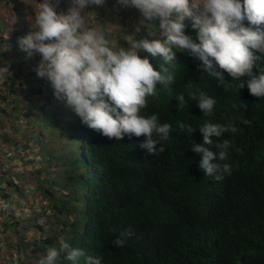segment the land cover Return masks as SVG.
I'll return each instance as SVG.
<instances>
[{
  "label": "clouds",
  "instance_id": "9594fccd",
  "mask_svg": "<svg viewBox=\"0 0 264 264\" xmlns=\"http://www.w3.org/2000/svg\"><path fill=\"white\" fill-rule=\"evenodd\" d=\"M33 2V9L21 11L18 18L11 6H4L8 21L1 18L0 39L12 44L9 57H24V64L35 66L38 78L50 81L55 104L48 127L37 128L47 140L44 146L23 150L26 156L13 153L16 160L5 165L11 167V173H0V264H102L101 256L88 255L86 250L102 242L107 226L98 214L105 211L113 189L106 183L107 165L94 155V141L84 131L88 129L96 136L98 131L116 140L126 135L144 136L141 148L151 155L163 153L174 129L167 122L161 123L158 114L144 116L141 110L147 107V97H156L158 85L169 86L183 50L198 58L203 70L218 82L223 83L224 78L215 71L213 61L237 81L247 76L250 95L264 97V0ZM90 5H96L92 7L96 11ZM119 8L122 10L117 14ZM105 15L107 19L102 18ZM184 21L198 29L199 43L185 35ZM137 26L147 32L135 35L140 31ZM253 69L259 75H254ZM4 73L7 68H0V80ZM33 78L40 83L35 75ZM244 86L241 82L236 88ZM31 89L34 104L42 105L40 97L46 93L36 94V88ZM192 89L189 81L185 86L188 97L198 101L204 115L210 114L216 100L203 92L197 95ZM3 91L0 87V96ZM20 91L13 95L24 97L28 104L27 90ZM175 100L180 109L188 106L184 94ZM3 123L9 126L5 120ZM23 123L19 120L13 128L28 130L29 125ZM177 123L190 135L196 131L191 125ZM199 131L203 143H193L191 151L200 155L199 169L204 175L221 181L225 174H231L232 167L211 163L214 154L208 148L210 137L229 131L235 134L238 129L205 121ZM216 147L220 149L219 159L227 160L229 141L225 139ZM29 151L38 158L17 167L33 156ZM46 155L52 157L49 163L44 162ZM36 181L45 186L42 203H36ZM111 231L116 233L118 229ZM132 236L131 229L119 231L112 243L124 247Z\"/></svg>",
  "mask_w": 264,
  "mask_h": 264
},
{
  "label": "trees",
  "instance_id": "16d2710c",
  "mask_svg": "<svg viewBox=\"0 0 264 264\" xmlns=\"http://www.w3.org/2000/svg\"><path fill=\"white\" fill-rule=\"evenodd\" d=\"M17 4L21 3L13 0L11 7L18 18L28 7ZM184 23L185 35L199 43L198 29ZM137 28L140 31L135 35L147 32L141 26ZM0 41V68H7V73L2 74L5 79L0 80V87L5 89L0 96L3 106L0 114L9 123V129L0 125V173L7 175L11 167L5 165L16 160L13 153L23 152L26 156L23 150L44 146L47 140L37 128L48 127L55 102L50 81L38 78L35 66L24 64V57H9L14 49L9 50L12 44ZM178 60L181 64L169 86L158 85L156 97H147V107L141 110L144 116L158 114L161 123L167 122L174 129L163 153L151 155L141 148L144 136L126 135L116 140L98 131H95L98 137L88 129L84 131L94 141L91 147L94 155L105 161L109 180L106 183L113 189L105 211L98 214L107 230L102 242L87 249L86 254L101 256L102 264H264V97L250 95L247 76L237 81L214 61V69L222 73L223 83L204 71L202 62L188 50H183ZM253 74L259 75L258 70L253 69ZM33 75L40 83L34 81ZM189 81L197 95L203 92L216 100L210 114L204 115L198 101L188 97L185 86ZM241 82L245 86L236 88ZM31 88H36V94L46 93L40 97L42 105L34 104ZM21 89L27 90L28 104L22 100L24 97L13 95ZM179 94L185 95L188 104L183 109L177 107L175 100ZM242 104L246 107H241ZM60 114L69 117L66 112ZM14 118L24 120L28 130L13 128ZM245 120L251 124L242 123ZM205 121L238 129L235 134L229 131L220 137H210L212 144L208 148L214 154L211 163L221 167L228 163L232 167L231 174H225L221 181L204 175L199 169L200 155L191 151L193 143H203L199 127ZM177 122L191 125L196 131L190 135ZM225 139L230 147L227 160L222 161L216 144ZM29 152L33 156L17 167L38 158L35 152ZM51 159L46 155L44 162ZM112 228L118 232H112ZM125 229H131L133 236L124 247H115L112 241Z\"/></svg>",
  "mask_w": 264,
  "mask_h": 264
},
{
  "label": "rangeland",
  "instance_id": "374dc122",
  "mask_svg": "<svg viewBox=\"0 0 264 264\" xmlns=\"http://www.w3.org/2000/svg\"><path fill=\"white\" fill-rule=\"evenodd\" d=\"M9 0H4V3H2V2H0V21H1V18L2 17H4V20L5 21H8L7 20V16H5V13H6V11H5V9H4V5H6L7 4V2H8ZM11 2H9L10 4V6H11V3H13V0H10ZM18 2H20L21 4L19 5V4H17V6L18 7H20V6H27L28 7V9L26 10V13L28 12V10L29 9H33V0H17ZM40 2H38L37 4H36V8L38 9V4H39ZM114 6L117 4L116 3V1H114L113 3H112ZM90 7H91V5H90ZM92 7H97L96 5H92ZM91 7V9H93ZM125 7V9H126V11H128L129 10V7H126V6H124ZM36 9V10H37ZM122 10V8H119V10L117 11V14H119L120 13V11ZM94 11H96L95 9H93V12ZM103 13H106V11H105V9H103V10H101ZM24 12V11H23ZM99 15V14H98ZM89 16H90V14H89ZM102 18H105V19H107V15H105V16H103ZM0 105H2V104H0ZM8 112V111H7ZM61 121V118L58 120V122H60ZM4 122V120L1 118V115H0V125H3V127H5L6 129H9V126H8V124H6V123H3ZM13 123L14 124H16V125H19L18 123H19V120L18 119H14V121H13ZM21 125L23 126L24 125V123L23 122H21ZM16 138H17V135H16ZM60 154H61V152H58V157L60 156ZM11 166H13V163H11L10 164ZM36 185H35V188L37 189V194H36V203H42L44 200H45V198H46V195H45V186L43 185V183L42 182H38V181H36ZM56 190H58V191H60L62 194L63 193H65V191H62V189H60V188H55Z\"/></svg>",
  "mask_w": 264,
  "mask_h": 264
}]
</instances>
